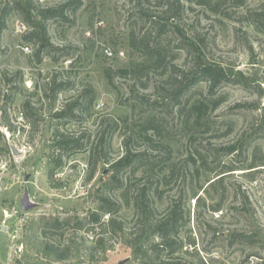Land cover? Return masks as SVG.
I'll use <instances>...</instances> for the list:
<instances>
[{
    "label": "rangeland",
    "instance_id": "374dc122",
    "mask_svg": "<svg viewBox=\"0 0 264 264\" xmlns=\"http://www.w3.org/2000/svg\"><path fill=\"white\" fill-rule=\"evenodd\" d=\"M7 1L0 0V16ZM70 1L81 4L61 16L43 17L47 9ZM24 2L36 28L24 9L12 11L0 32V264H121L127 258L124 264L176 259L264 264V0L240 5L230 0L218 12L184 2L180 20H172L181 31L161 39L150 20L139 19L141 6L158 16L165 8L158 0ZM43 27L49 38L42 51L41 43L27 36ZM157 39L164 49L161 58L150 51ZM182 40L192 47L180 45ZM134 41L138 46H132ZM199 59L221 65L230 78L214 94L209 82L202 81L183 96L220 101L209 115L211 129L193 147L238 144L237 153L219 154L222 166L237 169L203 193L207 199L201 208L181 181L152 195V212L142 200L138 208L135 196L148 177L142 169L123 173L126 189L103 190L114 174L112 164L125 154V138L132 129L142 131L135 126L142 105L134 97L165 96L163 87L183 79ZM178 111L176 106L174 115L149 113L179 124ZM189 136L169 142L171 162L178 166L189 157ZM133 149L158 153L145 140ZM201 183L207 188L205 180ZM26 191L36 204L29 210L21 205ZM102 193L122 209L113 216L100 213L101 221L93 224ZM174 203L187 213L173 236L182 246L173 254L159 253L152 246L162 238L153 226L168 218ZM217 204L221 209L213 213ZM111 219L121 222V228L114 230ZM66 220L71 226H54ZM79 221L86 223L83 230L74 229ZM236 233L253 243L231 246Z\"/></svg>",
    "mask_w": 264,
    "mask_h": 264
},
{
    "label": "trees",
    "instance_id": "16d2710c",
    "mask_svg": "<svg viewBox=\"0 0 264 264\" xmlns=\"http://www.w3.org/2000/svg\"><path fill=\"white\" fill-rule=\"evenodd\" d=\"M227 1L230 0H218L217 2L214 0H158L160 6L162 5L165 7L162 11H160V14L156 16L152 13L153 11H151V8L141 6L139 19L150 20L152 28L157 30V38L161 39L163 35L169 34L172 30L181 31L176 22L174 23L173 21L177 20V18L180 20L185 7L183 5L184 2L196 3L201 6H206L214 12H218L221 10L222 5ZM232 2L236 5H240L244 2V0H232ZM80 4L81 1H70L62 6L49 8L46 12H43V17L48 19L51 17L61 16L73 6L74 10L77 9ZM24 6V0H8L6 4L4 3V8L0 16V32H2L3 28H5L6 19L9 14L12 11L23 12L25 9ZM23 13L26 15L29 24L33 27L35 26L34 28H36L37 22L33 21L34 16L27 10V8ZM44 30L33 31L27 36L28 40H34L37 44L41 43L40 50L42 51L45 49V42H48L49 38L46 37L45 28ZM159 39H157V44H155V47L153 49L151 48L150 51H153L155 56L161 58L164 49H162V41ZM180 45H183V47H192L191 45H186L183 40L180 42ZM132 46H138L136 41L133 42ZM148 47H151V45H148ZM123 71L127 73V71ZM229 78V72L221 65L204 62L199 59L196 62V65L188 73L184 74L183 79L180 80L175 78L174 81L171 80L169 82V87H163L165 96L151 99L150 97L136 95L133 100H136V103L142 106L140 107L141 117L137 119L139 123L135 126L142 129V131L139 132L134 131L136 129H132L133 131H131V134L125 138V154L112 164L114 174L110 179L102 184L103 190L126 189L127 184L123 173L131 170V172L133 171L135 174L137 170L140 171L142 169L143 173H145L144 175H147L148 177L145 185L139 189L137 188L141 191L139 196H135V203H137V207L139 206L138 208H141L140 200H142L144 207L148 210L152 209V207H149L152 195L156 196L164 194L166 188L171 186V184L175 181H181L183 189L190 187L193 198L196 199L197 208L204 207L207 198L203 195V193H207V190L210 187H217L216 185L218 182L222 181L228 175V172L237 169L231 166H222L219 154H234L237 153L239 148L238 144L219 145L214 146L213 148H203V150L193 147L195 146L194 144H196L198 140L202 139V136L211 129L209 115L211 111L218 107L220 101L214 97H200L193 101L191 98L192 96L183 100V96L187 95L192 87L202 81L209 82L210 91L214 94V89L223 82L228 81ZM166 96L170 99L167 100ZM176 106H179V124L176 123L175 118L170 121L166 116L172 115V113L174 115V108ZM142 107H145L146 109H143ZM157 110L159 113H163V111H165L167 114L163 117H159L158 113H149L151 111L156 112ZM150 130H154V133L150 134ZM0 136H2L1 131ZM187 136H189V140L191 142L189 144L190 150L188 151L190 152L189 157L185 160V162L178 166L177 164L171 162L170 156H172L173 151L169 142L173 140L177 141L179 137L183 138ZM140 140H145L150 145L152 150L158 151V153L149 154L145 152H136L133 149L134 144ZM208 145L209 147L211 146V144ZM239 145L240 147H244L242 141ZM246 146L247 143L245 144V147ZM162 152H165V154H162ZM167 170H169L168 173H166ZM159 172H163V174H160ZM212 173H216L215 176L209 177ZM153 175H158L159 177L155 180L152 179ZM203 180H205V183H208L207 188H204L205 184L201 183ZM201 190L203 191L202 193H200ZM182 196L184 195L182 194ZM210 197L212 198L211 194ZM99 202V210L93 215L94 217L91 221L93 224L101 221L102 217L100 216V213H109L113 216V214H118L122 209V206L118 202H114L113 199L106 196L105 193H102V196L99 197ZM220 206V204L213 206V213L221 209ZM185 213L186 212L183 211V209L179 208L177 203H174L171 207V211L168 213V218L154 224L153 231L158 233V235L162 238V242L155 243L152 247L158 249L159 253L162 250H168L173 254L182 246L179 238H174L173 236L179 233L180 227L183 225L182 222L184 220ZM188 215H190V211H188ZM71 224L72 221L66 220L55 222L54 226L64 228L71 226ZM110 224L114 230L120 229L122 225L121 222L115 219H111ZM85 226L86 223L82 221L74 223L75 230H83ZM213 228L212 230L215 233H219L218 230ZM216 239H218V237H216ZM241 241L250 244L253 243L251 238L246 234L236 233L232 235L230 244L231 246H234L237 243H241ZM70 254L71 253H68V256H70ZM201 261V264H207L204 260ZM162 264L188 263L183 262L182 259H176L175 262L164 261Z\"/></svg>",
    "mask_w": 264,
    "mask_h": 264
},
{
    "label": "water",
    "instance_id": "95a60500",
    "mask_svg": "<svg viewBox=\"0 0 264 264\" xmlns=\"http://www.w3.org/2000/svg\"><path fill=\"white\" fill-rule=\"evenodd\" d=\"M26 179L28 180V176L26 177ZM21 205H22V208H23L24 210H29V209L35 207V205H36L35 203H33V202L30 200V197H29V194H28L27 191L25 192V194H24V196H23V198H22ZM128 259H129V258L122 260V261H121V264L126 263V262L128 261Z\"/></svg>",
    "mask_w": 264,
    "mask_h": 264
},
{
    "label": "built area",
    "instance_id": "2783aa9c",
    "mask_svg": "<svg viewBox=\"0 0 264 264\" xmlns=\"http://www.w3.org/2000/svg\"><path fill=\"white\" fill-rule=\"evenodd\" d=\"M25 51L30 52L31 48L27 46V47H25ZM107 53H108V51H107ZM221 214H222V212H221ZM217 216H220V214H218ZM18 250L21 252L22 251V247H19Z\"/></svg>",
    "mask_w": 264,
    "mask_h": 264
}]
</instances>
